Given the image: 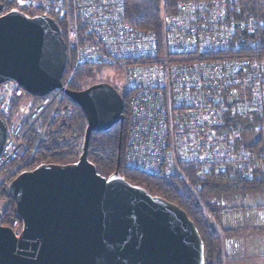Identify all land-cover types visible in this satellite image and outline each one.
Listing matches in <instances>:
<instances>
[{
  "label": "built area",
  "instance_id": "obj_1",
  "mask_svg": "<svg viewBox=\"0 0 264 264\" xmlns=\"http://www.w3.org/2000/svg\"><path fill=\"white\" fill-rule=\"evenodd\" d=\"M19 9L64 24L67 63L62 88L35 98L14 81L0 85V118L6 138L0 168L25 149L31 126L64 94L80 66L120 69L125 74L127 135L120 173L160 179L183 167L197 177L264 180V56L254 54L257 26L223 0H183L162 16L163 33L128 25L125 0H6ZM34 16V15H33ZM239 121L252 122L243 143ZM251 124V123H250ZM259 140L260 148L252 146ZM16 237L21 225H6Z\"/></svg>",
  "mask_w": 264,
  "mask_h": 264
},
{
  "label": "water",
  "instance_id": "obj_2",
  "mask_svg": "<svg viewBox=\"0 0 264 264\" xmlns=\"http://www.w3.org/2000/svg\"><path fill=\"white\" fill-rule=\"evenodd\" d=\"M66 63L55 19L4 12L0 2V85L14 81L42 98L62 88ZM64 94L86 120L81 154L65 165L40 164L7 183L21 233L16 237L0 224V264H204L203 243L183 210L127 182L119 156L107 177L87 158L92 133L123 124L121 94L108 83ZM5 138L0 118V154Z\"/></svg>",
  "mask_w": 264,
  "mask_h": 264
},
{
  "label": "trees",
  "instance_id": "obj_3",
  "mask_svg": "<svg viewBox=\"0 0 264 264\" xmlns=\"http://www.w3.org/2000/svg\"><path fill=\"white\" fill-rule=\"evenodd\" d=\"M6 0H0L4 3ZM183 0H125L124 18L128 25L147 32H153L158 39H162V16L174 14L179 2ZM227 7L241 11V17H251L256 26L255 39L258 41L254 54L264 56V0H223ZM33 16L35 12L24 11ZM57 23L64 38V24L57 19ZM107 69L101 66H80L67 89L81 91L93 84L95 74ZM124 102V122L114 126L105 133H92L89 139L87 158L96 167L97 173L103 177L114 172L117 157L122 164V153L127 135V95L118 90ZM6 124V120L1 118ZM251 123V124H250ZM239 121L236 123L242 129L241 138L245 144L251 143L256 131L252 122ZM86 120L82 111L71 100L62 94L53 100L40 118L28 130L25 138V149L17 160L0 168V205L3 217L2 225H8L15 220L21 225V220L15 213L14 204L9 197L6 185L23 171L32 170L40 164L65 165L75 162L82 151ZM263 142L259 140L252 148H260ZM121 144L120 150L118 145ZM121 174V173H120ZM125 180L133 185L143 187L151 195L159 196L183 210L195 225L203 243L204 264H227L228 256L223 253V241L237 242L238 236L260 237L264 236V223L244 228H223L217 231L212 222H220L224 209L220 204L232 206L236 199L251 197L249 204H257L253 215H264L257 208L264 201V180L239 181L223 179L221 176L197 177L195 171L183 167L168 179L155 178L137 171H126L121 174ZM262 197V198H260ZM229 202V203H227ZM248 206L246 214H251L254 207ZM237 206L227 208L231 212L237 211ZM1 207V206H0ZM245 214V215H246ZM247 217V216H246ZM261 218L258 220H262ZM246 221V218L245 220ZM257 221V220H256ZM249 230V231H248ZM241 236V237H242ZM239 238V237H238ZM225 241V242H226ZM231 242V243H232ZM239 242V241H238ZM238 242L233 247L238 251ZM241 244V243H240ZM264 258V257H263ZM264 264V262H263Z\"/></svg>",
  "mask_w": 264,
  "mask_h": 264
},
{
  "label": "rangeland",
  "instance_id": "obj_4",
  "mask_svg": "<svg viewBox=\"0 0 264 264\" xmlns=\"http://www.w3.org/2000/svg\"><path fill=\"white\" fill-rule=\"evenodd\" d=\"M93 84L95 83H108L112 85L113 87H116L121 92L125 89V74L120 69H104L101 72L95 74L92 78ZM92 85V84H91ZM120 170V168H119ZM252 198H255L254 196H245L241 197L240 199H236L235 202H233L232 206L236 207L237 211H229L226 210L227 208H231L232 206L230 204H220L221 208L224 209L223 215L221 216L220 222H212L213 227L217 231H221L223 228H250L253 226H257L255 222L257 223H264L261 215H253L255 213V206L257 204H249L250 200ZM262 198V197H260ZM229 203V202H227ZM254 207L253 210H250L251 214H246L249 210L248 206ZM260 206L264 205V201H260ZM258 212H261L260 214L264 215V208H257ZM253 213V214H252ZM246 214V215H245ZM247 216V217H246ZM246 218V221H244ZM262 220H258V219ZM257 220V221H256ZM249 231V230H248ZM242 236V235H241ZM238 236L235 238V240L238 242V251L236 247H233L232 245L236 244L235 242H232L230 240L223 241V253L225 256H228V262L227 264H263L264 262V236L260 237H250L249 239H246L247 236ZM226 241V242H225ZM232 242V243H231ZM241 243V244H240ZM232 244V245H230Z\"/></svg>",
  "mask_w": 264,
  "mask_h": 264
},
{
  "label": "flooded vegetation",
  "instance_id": "obj_5",
  "mask_svg": "<svg viewBox=\"0 0 264 264\" xmlns=\"http://www.w3.org/2000/svg\"><path fill=\"white\" fill-rule=\"evenodd\" d=\"M1 207H0V223H1V219H2V217H3V213L1 212V208H2V205H0ZM2 225V224H1ZM4 226H6V225H4Z\"/></svg>",
  "mask_w": 264,
  "mask_h": 264
}]
</instances>
